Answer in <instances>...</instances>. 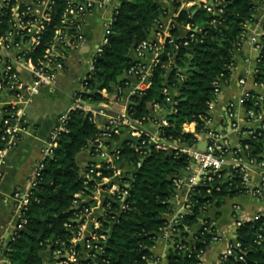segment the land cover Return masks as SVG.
Segmentation results:
<instances>
[{"label":"trees","instance_id":"1","mask_svg":"<svg viewBox=\"0 0 264 264\" xmlns=\"http://www.w3.org/2000/svg\"><path fill=\"white\" fill-rule=\"evenodd\" d=\"M161 2L120 0L109 41L96 57L85 91L77 93L82 99L97 108L99 104H111L114 95L116 100L119 98L117 88L124 86L125 73L134 63L130 52L148 40L151 27L165 11ZM222 8L220 15H213L201 6L181 12L174 19L176 27L172 31L178 47L166 45L160 63L152 72L150 88L130 99L128 116L140 123L148 120L152 114L150 108L169 109L165 117L167 125L161 126V137L166 142L198 146L199 136L207 131L209 104L216 98L213 82L229 80L233 56L246 25L255 21V0H224ZM181 28L197 29L187 45L180 44L187 35ZM261 41L264 50V37ZM119 76L121 81L117 80ZM256 80L264 81V55ZM171 88L178 90L172 104L166 101L168 94L164 93ZM243 106L245 111L264 113V99L258 101L256 93H252ZM95 122L89 112H69L56 146L43 160V169L25 210V222L14 239L3 246L0 264H50L53 250L71 245L80 225L73 202L82 195L92 197L94 194L93 181L83 184L79 156L86 150L90 156L97 154L95 140L101 131ZM116 137L112 135L111 139ZM241 143L247 145L246 154L256 164L264 161V129H257ZM117 150L120 160L135 167L131 176L124 178L128 184V208L121 211L117 203L110 205V213L99 230V234L106 237L102 250L79 264H149L154 259L151 250L155 241L166 226V216L174 209L172 201L178 191L174 180L188 170L192 162L177 150L166 157L168 150L151 147L140 155L128 140ZM112 173L110 168L103 170L102 175ZM244 191L242 177L236 171L223 169L210 181H200L189 195L190 208L173 234L168 264H199L215 236L211 220L201 221L200 215L210 207H221L228 198ZM237 231L241 247L234 249L221 264H264V215L256 221L242 222Z\"/></svg>","mask_w":264,"mask_h":264},{"label":"built area","instance_id":"2","mask_svg":"<svg viewBox=\"0 0 264 264\" xmlns=\"http://www.w3.org/2000/svg\"><path fill=\"white\" fill-rule=\"evenodd\" d=\"M119 3L120 0H0V179L3 175V168L8 162V155L18 148L28 134V106L42 90L48 92L56 90L58 78L65 73L68 60L85 43L88 16L95 11L106 9L111 11V16L103 23L101 40L96 46L94 55L89 60V70L79 83V88L71 91L69 110L67 114L58 117L48 140L41 149L42 159L34 165L27 179V187H16L11 193L15 223L10 231L9 239H14L17 231L22 228L25 222V210L30 203L33 189L43 169V160L51 155L56 146L57 136L67 123L69 112L73 110L91 113L97 128L101 131L95 140L94 152L97 154L92 156H105L102 151L104 142L111 140L112 135H119L125 129L128 130V142L131 148L140 155L151 147L158 150H168L172 147L191 158L192 162L188 171L191 170L192 174L188 181H183L181 177L174 180V185L178 191L183 186L187 188V191L182 211L175 215L171 221H167L162 232L168 234L170 240H173V234L180 224L183 214L190 208L189 195L195 191V186L200 181H210L213 176L218 175L219 171L227 169L228 171L239 172L245 189L244 193L258 194L256 189L249 187L246 170L250 166H262L264 161L256 164L246 154L247 145H243L241 141L252 136L257 129H264L263 112L245 111L247 122L254 124L248 128H241L234 117L232 105H230L227 109V116L229 128L236 136V144L232 146L228 138L210 129V119H207L205 121L207 131L198 139L199 146L201 138H205V147L200 150L198 146L186 147L180 146L176 141L166 142L161 137V126L167 125L165 119L156 124L155 136L149 137L135 126L141 123L130 118L127 112L124 116L118 114L114 117L109 114L111 104H99L96 108L77 94L85 91V82L94 71L96 57L101 54L103 47L109 41L113 16L117 12ZM161 3L174 6L176 12L172 18L168 19L164 9L163 15L150 29L152 37H148L147 41L138 44L133 49L135 53L134 63L125 73L126 82L124 86L117 88L119 98H125L128 103L127 109L131 104V97L141 95L150 88L152 72L160 63V57L164 53L166 45L178 47L179 44H176L172 37V31L176 27L174 19L183 11L189 12L194 6H201L213 15H220L223 12L224 0H194L189 4L185 3L184 0H162ZM175 3L177 6L174 5ZM59 5L62 7L59 8ZM258 14L261 18L258 23L259 32L253 37V44L257 50V66L251 73L250 82L246 78L238 80V84L244 87L239 99V103L242 105L252 93L257 94L258 101L264 99V81L258 82L256 80L258 65L264 55L261 43L264 37V0H255L254 16ZM248 25H246V29ZM196 31V28L187 29L186 34L188 36H183L180 44L187 45ZM243 40L244 37H242L238 47ZM179 79L182 80L183 76L180 75ZM221 84L222 80L213 82L215 97L220 94ZM164 93L168 94L166 101L172 104L168 90L165 89ZM98 117L103 118L104 122L99 123ZM119 160V152L115 150L107 155L105 161L100 164L88 162L81 174L83 184L88 185L93 181V193L95 194L103 180L114 176L113 163ZM139 166L140 163H137L136 167ZM110 168L113 170L112 175L103 176V170ZM124 178L107 187L109 196L104 201L102 211L97 216H93L92 204L85 200V197L89 196L82 195L73 202L77 220L80 221L78 231L71 241V245L51 252L50 264H79L82 260L93 257L95 253L102 250V242L105 241L106 237L99 234V230L110 213V205L117 203L121 211L128 208L126 203L129 195L128 184L125 183ZM94 194L91 198L94 197ZM238 213H240V207L236 205L234 206V218L237 227L242 223ZM263 215L264 212L255 215L250 221H256ZM87 221L92 222V229L85 234L83 229ZM217 239L218 236L215 233L213 242ZM240 247L239 242L230 244L226 252L220 257L218 264L232 255L234 249ZM2 251L3 246L0 247V253ZM239 259L242 260L243 257L239 256Z\"/></svg>","mask_w":264,"mask_h":264},{"label":"crops","instance_id":"3","mask_svg":"<svg viewBox=\"0 0 264 264\" xmlns=\"http://www.w3.org/2000/svg\"><path fill=\"white\" fill-rule=\"evenodd\" d=\"M25 1V0H24ZM194 0H184L189 4ZM166 10L168 19L175 15L176 8L167 3H161ZM111 16L109 9L95 11L87 18L85 28L86 40L84 45L75 51L68 60L66 71L58 78L57 87L54 92L42 90L41 93L33 100L27 108L28 117V134L20 143L18 148L8 155V162L3 168V175L0 179V247L4 246L9 240L10 231L15 223V215L11 201V193L16 187L26 188L27 179L30 176L34 165L42 159L41 149L48 140L58 117L67 114L70 105V93L79 88V83L89 70V60L95 53L96 46L99 44L103 34V23ZM260 15L254 16V23L247 26L244 34V40L241 42L233 56V68L230 78L227 82L222 81L220 94L210 105L209 109V128L228 138L230 144H236L235 133L229 128V118L227 109L232 105L234 117L238 121L241 128H248L254 123L247 122L244 106L239 103L242 96L243 88L238 84V80L246 78L248 82L251 80V73L256 68L257 50L254 47V39L260 22ZM182 32L187 29L181 28ZM151 38V32L149 34ZM134 51L130 52L133 59ZM85 68V74L83 70ZM82 75V76H81ZM246 88H249L246 86ZM171 98L176 97L178 90L171 88L168 91ZM127 101L125 98H118L110 105L111 112L126 115ZM170 107L171 105L168 104ZM43 115H39V110ZM152 114L144 123L135 125L140 131L149 137H154L157 132V123L165 119L169 112L167 108H151ZM39 116H41L39 118ZM43 123H40V120ZM98 122L103 123V118L98 117ZM129 139L128 130H123L116 138L104 142L102 151L105 156H90L86 150L79 156V162L82 171L88 162L100 164L105 161V157L115 150L119 149L122 144ZM205 138L202 137L200 144L204 143ZM107 145V146H106ZM115 173L112 178L103 180V183L97 188L94 197H85L93 207V216H97L102 211L104 201L107 199V187L114 182L131 176L135 167L125 160L113 163ZM192 171H183L180 177L183 181H188ZM248 185L252 189L258 191L257 195L250 193H242L233 198H228L225 203L219 207H210L200 215V220L209 219L215 229L218 239L209 246V248L201 255L199 264H218L220 257L226 252L230 244L238 243V227L235 224L234 206L240 207V216L242 222L250 221L255 215L264 212V165L250 166L246 170ZM187 188L183 186L177 191L173 198V212L166 216L167 221H171L175 215L182 211L185 201ZM195 226L194 229H197ZM92 229V222L87 221L83 232L89 233ZM173 247L172 240L168 234L161 233L158 235L152 248L154 259L149 264H168L169 253ZM3 261V255L0 253V262Z\"/></svg>","mask_w":264,"mask_h":264},{"label":"water","instance_id":"4","mask_svg":"<svg viewBox=\"0 0 264 264\" xmlns=\"http://www.w3.org/2000/svg\"><path fill=\"white\" fill-rule=\"evenodd\" d=\"M117 80L118 81H121L122 80V77L121 76H119L118 78H117ZM116 101V96L114 95L113 97H112V102H115ZM150 110H151V108H150ZM109 114L110 115H112V116H114V117H116L118 114H116V113H114V112H109ZM204 147H205V143H201L199 146H198V148L200 149V150H203L204 149ZM173 153H174V148H169L168 149V151H167V153H166V157L167 156H171V155H173Z\"/></svg>","mask_w":264,"mask_h":264},{"label":"rangeland","instance_id":"5","mask_svg":"<svg viewBox=\"0 0 264 264\" xmlns=\"http://www.w3.org/2000/svg\"><path fill=\"white\" fill-rule=\"evenodd\" d=\"M83 73L85 74V68H84V70H83ZM82 76V75H81ZM77 89V88H76ZM40 111H45V109L43 110V109H40L39 110V115H43L42 113H40ZM41 116H39V118H40ZM40 123H43V120H42V118H41V120H40Z\"/></svg>","mask_w":264,"mask_h":264}]
</instances>
